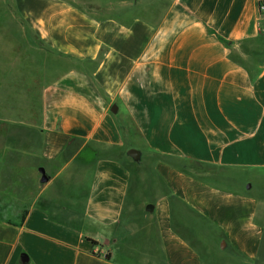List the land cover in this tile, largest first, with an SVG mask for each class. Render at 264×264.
<instances>
[{"label": "crops", "instance_id": "0c3cea01", "mask_svg": "<svg viewBox=\"0 0 264 264\" xmlns=\"http://www.w3.org/2000/svg\"><path fill=\"white\" fill-rule=\"evenodd\" d=\"M12 1L54 60L2 93L0 264H264V0Z\"/></svg>", "mask_w": 264, "mask_h": 264}, {"label": "rangeland", "instance_id": "374dc122", "mask_svg": "<svg viewBox=\"0 0 264 264\" xmlns=\"http://www.w3.org/2000/svg\"><path fill=\"white\" fill-rule=\"evenodd\" d=\"M169 2L171 0H160L159 3H156L155 20L160 16L157 10L161 11ZM16 14L17 12L12 0H0V114L6 110L3 108L1 102L2 93L5 95L11 92L25 94L24 97H21L20 106L28 114L34 107V103H37L38 94L43 86V80L46 79L44 66L50 65L51 60H54L47 57L43 51H40L43 44L33 35L28 25L15 18ZM2 62L3 64L4 62L10 64L9 67L12 73L10 79L7 81L6 75L4 78L2 75L5 67L8 65H3ZM3 129L4 126L0 122V151L3 147ZM142 171L143 173L147 171V175L150 174L148 171L151 172V166H148V168L144 167ZM39 174L42 175V173ZM32 178L33 176L29 173L23 178L27 184L25 189L27 194L35 190ZM261 192L262 190L260 189L258 193Z\"/></svg>", "mask_w": 264, "mask_h": 264}, {"label": "water", "instance_id": "95a60500", "mask_svg": "<svg viewBox=\"0 0 264 264\" xmlns=\"http://www.w3.org/2000/svg\"><path fill=\"white\" fill-rule=\"evenodd\" d=\"M112 111H113L114 113H116V112H117V107H116V106H113ZM129 154H130L134 159H136V160L140 159V153H139L137 150H135V149H131V150L129 151ZM40 171H41V173H42V175H43V176H42V179H41V182H42V183H46V182L48 181V177L46 176L45 169H44V168H41ZM149 210H153V207H152V206H149Z\"/></svg>", "mask_w": 264, "mask_h": 264}, {"label": "built area", "instance_id": "2783aa9c", "mask_svg": "<svg viewBox=\"0 0 264 264\" xmlns=\"http://www.w3.org/2000/svg\"><path fill=\"white\" fill-rule=\"evenodd\" d=\"M260 9H261V12L264 14V1H261Z\"/></svg>", "mask_w": 264, "mask_h": 264}, {"label": "trees", "instance_id": "16d2710c", "mask_svg": "<svg viewBox=\"0 0 264 264\" xmlns=\"http://www.w3.org/2000/svg\"><path fill=\"white\" fill-rule=\"evenodd\" d=\"M260 4H261V2H260ZM91 242L93 243L94 246H97V242H95V241H91Z\"/></svg>", "mask_w": 264, "mask_h": 264}]
</instances>
